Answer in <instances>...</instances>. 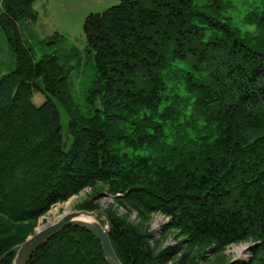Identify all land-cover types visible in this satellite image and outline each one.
Returning <instances> with one entry per match:
<instances>
[{
  "label": "trees",
  "instance_id": "1",
  "mask_svg": "<svg viewBox=\"0 0 264 264\" xmlns=\"http://www.w3.org/2000/svg\"><path fill=\"white\" fill-rule=\"evenodd\" d=\"M34 1H0L14 54L0 76V264L52 205L85 188L75 208L106 213L122 264H198L247 241L246 259L218 264H264V0H121L89 13L94 75L80 103L76 50L34 60L21 36ZM64 40L55 32L40 43ZM103 189L136 219L101 208ZM157 212L176 243L152 239ZM27 264L108 263L94 234L67 226Z\"/></svg>",
  "mask_w": 264,
  "mask_h": 264
},
{
  "label": "rangeland",
  "instance_id": "2",
  "mask_svg": "<svg viewBox=\"0 0 264 264\" xmlns=\"http://www.w3.org/2000/svg\"><path fill=\"white\" fill-rule=\"evenodd\" d=\"M1 1V0H0ZM121 0H35L33 8L37 13L34 22H18L19 31L25 43L31 46L34 60L39 59L42 54L62 52L73 48L77 56L69 61L70 65L78 66L72 68L70 76L72 80V92L77 102H82L87 85L94 75L93 57L85 50L84 20L89 13H100L119 3ZM1 10V4H0ZM55 32L64 36L65 40L61 44H42V39L52 36ZM14 68V54L6 41L3 31L0 28V76ZM44 96L39 92H34L32 100L35 104H40ZM62 121H65V114L60 109ZM92 189L85 188L78 194L66 201L52 205L49 210L36 221L33 233L44 224L57 220L66 211L80 210L75 205L83 198L90 195ZM96 203L103 209L110 205L117 210V213L126 216L129 220L136 219L135 211H126L122 206L117 205L114 195L105 189L96 195ZM168 216L159 212L153 213L148 221V229L152 239L158 241V245L174 244L181 237H177V231L169 230L166 234H161L162 225L168 220ZM105 222V221H104ZM31 233V234H33ZM29 234V235H31ZM28 235V236H29ZM248 241L229 244L218 253H205L206 257L198 260V264H218L226 259L244 260L248 257ZM179 255V254H178ZM177 255V256H178ZM170 264V263H169Z\"/></svg>",
  "mask_w": 264,
  "mask_h": 264
},
{
  "label": "water",
  "instance_id": "3",
  "mask_svg": "<svg viewBox=\"0 0 264 264\" xmlns=\"http://www.w3.org/2000/svg\"><path fill=\"white\" fill-rule=\"evenodd\" d=\"M89 215L93 217V221H87L80 218ZM100 219L105 221L104 224L100 222ZM67 226L80 227L94 234L101 244L107 263L122 264L117 258L108 237L111 222L106 213L100 209L90 211L83 209L69 211L63 213L57 220L44 224L40 229H37L36 232L27 236L17 246L12 264H27L34 251Z\"/></svg>",
  "mask_w": 264,
  "mask_h": 264
},
{
  "label": "bare ground",
  "instance_id": "4",
  "mask_svg": "<svg viewBox=\"0 0 264 264\" xmlns=\"http://www.w3.org/2000/svg\"><path fill=\"white\" fill-rule=\"evenodd\" d=\"M67 212L68 211H66L65 213H67ZM80 218L83 219V220H87V221H93V217L91 215H89V216H83V217H80ZM48 223H51V222H48Z\"/></svg>",
  "mask_w": 264,
  "mask_h": 264
}]
</instances>
